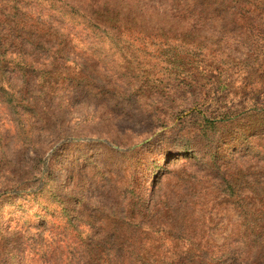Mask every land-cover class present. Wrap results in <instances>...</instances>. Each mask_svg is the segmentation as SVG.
<instances>
[{"label":"rangeland","instance_id":"rangeland-1","mask_svg":"<svg viewBox=\"0 0 264 264\" xmlns=\"http://www.w3.org/2000/svg\"><path fill=\"white\" fill-rule=\"evenodd\" d=\"M0 20V264H264V0Z\"/></svg>","mask_w":264,"mask_h":264},{"label":"trees","instance_id":"trees-1","mask_svg":"<svg viewBox=\"0 0 264 264\" xmlns=\"http://www.w3.org/2000/svg\"><path fill=\"white\" fill-rule=\"evenodd\" d=\"M9 17H10V14H9ZM7 21L6 20H0V40L2 38H4L3 33H4V30H6V27H9L11 30H14V29H12L11 26H9V24H8L9 22H7Z\"/></svg>","mask_w":264,"mask_h":264}]
</instances>
